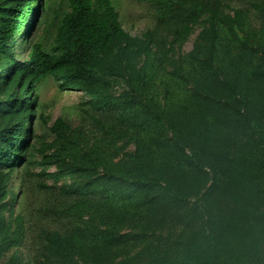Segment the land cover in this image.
<instances>
[{"label":"trees","instance_id":"1","mask_svg":"<svg viewBox=\"0 0 264 264\" xmlns=\"http://www.w3.org/2000/svg\"><path fill=\"white\" fill-rule=\"evenodd\" d=\"M140 1L152 23L131 35L111 0H0V264H264V0ZM58 10L49 49L18 60L27 17ZM46 77L96 133L56 118L33 162ZM31 165L45 202L26 211L12 180Z\"/></svg>","mask_w":264,"mask_h":264},{"label":"rangeland","instance_id":"2","mask_svg":"<svg viewBox=\"0 0 264 264\" xmlns=\"http://www.w3.org/2000/svg\"><path fill=\"white\" fill-rule=\"evenodd\" d=\"M41 1L42 0H40V2ZM111 1L118 13L119 22L125 31L131 35H139L146 28L150 27L152 23V11L145 3L140 0ZM48 6L50 7V10L60 9V11H64L67 9V2L66 0H49ZM60 14L61 12L58 10V18H56L54 25L52 26L45 25L43 13H40L35 17V19L39 20V23L34 27H32V20L34 17L32 15L27 17V20L23 23L22 29L16 33L13 38L12 48L15 51L18 60L21 61L26 58L29 42H41L44 50L49 49ZM49 15L50 18H52L51 12ZM191 40L192 38L185 43L182 51L190 49ZM34 91L37 95V102L34 121L31 125L33 133L31 144H33L34 148L32 151L33 162H37L41 158L39 151H37L39 143L42 141L51 142L53 134L50 133L49 128L56 118L65 120L73 128L81 127L84 137L95 136L96 132L93 127L88 124L86 125L83 122L77 108L78 103L83 98L81 93L57 90L54 81L50 77L43 79V81L36 86ZM130 149H132V147ZM51 169L53 168H48L50 171ZM17 170L18 171L13 175L12 186L17 195L16 204L19 205V209L24 208L27 211L35 204H37V206L43 205L45 202L44 197L41 196L38 191L33 189L34 187L32 186V181L34 180L32 174L38 172V166L31 165L26 168L27 171H24L27 172L28 176V182L26 179L25 186H20V179L23 170L20 169V166ZM46 184H50V182L46 181ZM31 224L32 223L26 224L27 230L24 244L19 248L22 257L25 258L29 256L30 246L32 247L31 240L36 231Z\"/></svg>","mask_w":264,"mask_h":264}]
</instances>
